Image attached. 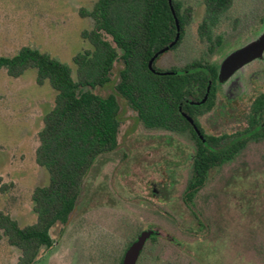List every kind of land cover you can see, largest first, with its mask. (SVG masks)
<instances>
[{"label":"rangeland","instance_id":"obj_1","mask_svg":"<svg viewBox=\"0 0 264 264\" xmlns=\"http://www.w3.org/2000/svg\"><path fill=\"white\" fill-rule=\"evenodd\" d=\"M96 1L0 0V55L28 45L74 72V55L90 47L80 33L93 25L79 10H90ZM183 1L193 6L192 22L181 43L155 60L156 69H177L203 52L196 30L202 0ZM263 9L264 0H233L222 22L227 37L236 15L253 17L250 32L258 33ZM239 42H226L224 48ZM120 66L115 63L111 82L95 92L113 91ZM54 96L47 81L36 83L35 69L17 78L0 69V211L20 226L35 220L32 190L48 183L34 150ZM118 102L122 122L116 149L96 158L67 224L51 228L53 245L40 249L35 264H118L126 246L144 232H155L157 239L145 241L139 264H264V139L248 141L230 161L211 169L186 204L183 192L195 148L190 133L146 128L124 100ZM214 111L196 118L206 133L245 125V112L230 113L221 122L219 108ZM18 255L0 236V264H16Z\"/></svg>","mask_w":264,"mask_h":264},{"label":"trees","instance_id":"obj_2","mask_svg":"<svg viewBox=\"0 0 264 264\" xmlns=\"http://www.w3.org/2000/svg\"><path fill=\"white\" fill-rule=\"evenodd\" d=\"M202 4L197 36L199 41L214 43L213 28L232 0H202ZM79 14L90 17L93 25L80 33L90 47L74 55V72L48 53L28 45L19 47L14 55H0V69L8 76L17 78L33 68L36 83L47 81L55 91L53 106L43 116L37 132L34 150L35 163L48 174V183L34 187L30 195L35 220L20 226L8 212L0 211V236L19 250L16 264H35L40 249L53 245L50 230L57 223L67 224L96 158L116 149L122 122L118 99L125 101L146 128L191 133L195 151L192 175L183 193L185 203L191 202L203 186L210 168L230 159L249 138L259 134L257 118L259 109H263L260 101L255 103L249 125L242 133L232 137L205 136L202 142L185 117L195 121V116L212 104V92L204 103H199L207 80L200 69L201 58L170 72L159 73L154 67L165 51L157 52L175 38L173 14L178 20L179 37L168 50L181 43L193 18L190 3L97 0L90 10L81 8ZM117 62L121 66L113 91L106 95L95 92L111 82Z\"/></svg>","mask_w":264,"mask_h":264},{"label":"flooded vegetation","instance_id":"obj_3","mask_svg":"<svg viewBox=\"0 0 264 264\" xmlns=\"http://www.w3.org/2000/svg\"><path fill=\"white\" fill-rule=\"evenodd\" d=\"M232 4H233V0H232ZM232 4H231V6H232ZM228 9L221 15L219 22L213 28L212 40L214 41V43H211L207 39L200 41V43L203 46V52L200 56V58H201L200 69L204 72V78H207V80H206V85L204 88L203 97L200 99L199 103H204L207 100V98L209 97L210 93L212 92V97H211L212 98V104L209 108L205 107L204 109H202V112L195 116V121L190 117L196 128H194V126L191 122H189L188 120L187 121L190 123L195 134L199 137V139L202 142H205V138H204L205 136H222L225 134L227 136L230 135L232 137V136H235V135L242 133L246 129V127L249 125L250 114L255 109L254 108L255 103L260 101L263 104V109L262 108L259 109V115L257 118L259 121V124L257 127L258 128L257 131H259L258 132L259 134L255 138L254 137L249 138L246 141V143L244 144V146L240 149V150H242L247 145L248 141H251V140L255 141V140L264 139V51L262 52V54L259 57L254 58V59L244 63L243 65L239 66L238 68L234 69V71L228 76H222L221 64L224 61V59L230 53L242 48L247 43L254 40L260 34V32L262 31V29L264 27V13H263V16L260 18V20H262V27L258 33L253 34V35L250 32L251 27L249 25V22L253 21L254 18L253 17H249V18L247 17V19L245 20V19H241V16L236 15L232 19L231 26L229 27V29L232 32V36L227 37L228 34H226V32H225L226 28L225 29L222 28V22L224 21V19L226 17ZM263 11H264V9H263ZM245 23H247L246 24L247 26H245ZM226 37L229 39H227ZM232 40H240V42L235 43L232 46H229L228 49H225L224 48L225 43L231 42ZM224 49H225V51H223ZM213 56H215L216 58L212 59ZM209 58H211V59H209ZM182 67H184V65L177 68V70L181 69ZM208 67H210L211 69H209ZM158 70H160V69H158ZM174 70H175V68L170 69V70H160L159 73H161V71L162 72L163 71L164 72H170V71H174ZM209 81H210V86H209L207 96L203 101H201L206 94ZM224 95L226 96L227 99L229 97L231 100L226 101ZM216 107H218L220 110L219 113H220V117H221V122H223V120L226 117H228L227 115H229L230 113H233L235 115V114H237L236 112H238L239 110L242 113L245 112L246 116L244 119V121H245L244 127L239 128V129L234 130V131L219 132L217 134L206 133L204 131V129L202 128V126L197 123L196 118L198 116L206 115L207 113L213 114V112H215L214 109ZM243 108H246L245 109L246 111H243ZM190 136H191V138L194 142V145H195V141H194L191 133H190ZM220 142H224V141H220ZM194 151H195V148H194ZM238 152H236L230 159L225 160L221 164L210 168L207 172V178H208V174H209L211 169H213L217 166H220L225 162L230 161ZM193 153L191 155V161H192ZM192 168H193V166H192ZM207 178H206V180H207ZM206 180H205V182H206ZM205 182H204V184H205ZM204 184H203V186H204ZM186 187H187V185H186ZM202 187H200L195 192V194ZM195 194H194V196H195ZM194 196H193V198H194ZM193 198H192L191 202L193 201ZM191 202L186 203V204H191ZM154 233L155 232L150 233L149 236L144 240V243L151 236L154 237V238H152V241H155L157 239V237H155L156 233L155 234ZM138 236L126 246V248L123 252V255H122L118 264L122 263V259H123L125 252L131 246V244L134 241H136ZM144 243H143L142 248H141V250L137 256L135 264L140 263V260H141L140 258H141V254H142L141 252L144 249L143 248Z\"/></svg>","mask_w":264,"mask_h":264},{"label":"water","instance_id":"obj_4","mask_svg":"<svg viewBox=\"0 0 264 264\" xmlns=\"http://www.w3.org/2000/svg\"><path fill=\"white\" fill-rule=\"evenodd\" d=\"M170 2V0H168ZM175 19V25H176V35L174 40L168 45L159 50L157 53L164 52L170 48L178 39L179 37V24L178 20L176 19L175 15L173 14ZM264 51V27L260 34L252 41L247 43L242 48L230 53L222 62L221 64V74L222 76H228L230 75L234 69L238 68L239 66L243 65L244 63L259 57L262 52ZM156 55V54H155ZM151 63V60L149 62V65ZM210 86V81L208 83V88L206 91V94L204 98L201 100L203 101L208 93ZM186 119L193 124V121L190 117L186 116ZM194 128L195 125L193 124ZM150 233L144 232L138 236L136 241H134L131 246L127 249L125 252L122 263L121 264H135V261L137 259V256L142 248V245L144 243V240L149 236Z\"/></svg>","mask_w":264,"mask_h":264}]
</instances>
